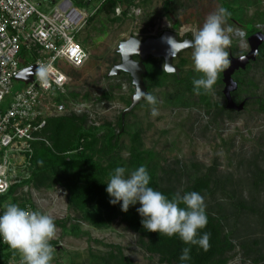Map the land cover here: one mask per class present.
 Returning a JSON list of instances; mask_svg holds the SVG:
<instances>
[{
  "label": "rangeland",
  "instance_id": "374dc122",
  "mask_svg": "<svg viewBox=\"0 0 264 264\" xmlns=\"http://www.w3.org/2000/svg\"><path fill=\"white\" fill-rule=\"evenodd\" d=\"M31 1L47 11L48 4H54V0ZM71 1L85 9L90 20L104 0ZM219 7L231 13L225 25L233 30L226 33L230 38L226 48L229 58L247 54L249 27L264 32V0H119L112 14L94 16L79 35L89 53L86 64L80 69L66 70L70 80L63 99L64 116H76L75 124L93 130L99 139L96 145L99 150L105 129L112 128L118 135L114 141L119 146L116 154L120 160L114 163L115 167L124 166L131 171L145 166L154 189L181 195L199 192L204 196L206 211L221 219L224 233L233 231L235 246L227 264H253L259 252L264 255V184L259 181V187H255L259 172L264 173V59H256L241 74L237 71L238 77L234 75L238 84L239 80L243 83L238 85L233 99L241 103L253 96L240 112L220 111L226 100L221 95L225 88L223 73L207 94L193 92L192 81L201 74L194 71L192 48L181 52L174 61L180 69V78L184 79L182 84L177 83L173 74L158 84L145 80L147 87L151 85L148 93L158 101L156 117L150 115L151 106L144 100L123 121L121 116L132 102L135 87L128 73L109 76L114 66L122 62L119 53L122 41L131 36L158 37L173 30L181 39L192 38L206 17ZM160 67L164 69L163 59ZM22 87V82H16L13 92ZM43 139L55 152L53 142L45 135ZM81 142L84 146L85 141ZM20 157L17 165L23 160ZM110 161L106 154L100 160L109 171L105 182L115 168L109 167ZM59 171L56 182L31 181L14 189L10 198L14 202L31 201L37 210L54 217L56 235L50 241L54 249L52 264H100L90 256L108 258L112 252L122 253L133 264H168L161 261L160 254L142 247L139 233L119 218L104 226L95 225L80 208L82 204L75 205L70 200L72 194L66 186L72 179L70 172L63 168ZM202 178L207 180L203 185ZM139 206L137 203L130 209ZM89 209L90 218L91 215L95 218L91 210L103 207L96 201L85 208ZM241 243L254 252L246 253L249 249H244Z\"/></svg>",
  "mask_w": 264,
  "mask_h": 264
},
{
  "label": "trees",
  "instance_id": "16d2710c",
  "mask_svg": "<svg viewBox=\"0 0 264 264\" xmlns=\"http://www.w3.org/2000/svg\"><path fill=\"white\" fill-rule=\"evenodd\" d=\"M118 4L119 0L103 1L96 13L93 14L90 20L88 19V21H91L94 16L104 12L106 14H112ZM247 32L248 35H251L255 33L256 30L251 25ZM257 59H264V44L260 46ZM160 63V58H150L145 63L147 74L144 76V80H146V82L158 84L160 80H164L172 75L162 69L160 67ZM244 71L240 70V73H238L241 74V72ZM173 76L176 77L175 80L178 84H182L184 82V79L180 78V74H173ZM218 81L221 82V79ZM239 83L240 84L238 85H241L243 80H239ZM147 88L150 90L151 85L148 84ZM66 93L60 94V100L62 102H64L63 99L65 100ZM237 93L238 91L234 94ZM221 95L224 96L223 93H221ZM252 98L253 96H248L249 100L246 102L245 107ZM234 101L239 103V101H237L235 98ZM226 104L227 103L225 100V104L220 106L221 113L224 111L228 113L233 112V110L227 109ZM128 114L129 113H127L126 116H128ZM77 119L78 118L73 115H62L60 117L48 119L47 125L42 134L45 135L48 140L53 142L55 152L43 141L34 142L33 155L30 158L28 157L29 154L27 153L21 155L20 159L23 160L20 162V164L18 163L19 177L16 179V182L12 185L9 192L2 198L3 201L15 203L20 207H24L26 204H31L34 208H36L31 201L14 202L13 200H10L13 190L24 186L25 184H29L31 181L36 183L41 180H51L56 182L59 179V169L63 168L64 171H69L72 176V179L66 182V186L72 194L70 197L71 202L75 205L82 204L80 205V208L84 210V213H87V217L91 219L95 225L104 226L107 223L115 221L119 218L120 221L125 223L128 228L139 233V241L142 247L150 252L158 253L162 256L161 261L163 263L227 264L230 259V253L235 246L232 239L233 231L225 234L221 219L217 216H214L206 211L208 216V224L204 229L198 231V236L202 235L204 232L209 234V247L207 251H205L199 246L185 244L178 235L168 237L163 234L160 235L158 232L147 231L143 228L141 224L142 218L135 209L131 210L129 207L127 212H123L121 211L120 204L112 205L109 203L110 198L105 190L107 185L104 180V177L109 174V171L105 166H103L100 160H102L103 156L106 154L111 158L109 167H115L114 163L120 160L116 154V150L119 147L117 144L118 141H114L115 139H118V135H115L112 128L105 129L106 132L102 140V148L99 150L96 148L99 139L96 137L94 132H92L93 130L91 131L90 129L82 127L80 124H75ZM120 128H124L122 126V120L120 122ZM47 133H49V135ZM82 140L85 141L84 146H82ZM75 150L77 151L76 153H70ZM147 154L151 155L152 153L148 152ZM95 155L98 156L97 159H95ZM132 156L137 158L136 155ZM208 176H210V173ZM259 181L262 185L264 184L263 172H259V177L255 179V187L257 188L260 185ZM203 182L206 183L207 180L202 178V185ZM157 190L161 191L169 198H171L176 193L162 188ZM209 193H211V191ZM227 197L231 196L228 194ZM232 198L234 199V197ZM96 201H100L103 209H96L94 211L91 210L95 215V219L92 215L90 218V215L88 214L90 209L86 211L85 208L89 204H92ZM221 205L223 206L222 203ZM179 206L184 207V205ZM104 215L105 218H103ZM241 246L244 249H249L246 252L248 254L254 252V250L252 248L250 249L246 244L241 243ZM186 247L190 248L191 259L188 261H181L179 257L182 253V250ZM258 254L259 256H257V258L254 260L253 264H256L259 261H264V255L260 252ZM12 257H15L16 259L17 257L19 258V253L10 249L8 245H1L0 264H10L9 260ZM90 257L98 260L100 264H133L128 258L124 257L122 253L116 255L112 252L109 254L108 258L97 256L96 258L95 256Z\"/></svg>",
  "mask_w": 264,
  "mask_h": 264
},
{
  "label": "built area",
  "instance_id": "2783aa9c",
  "mask_svg": "<svg viewBox=\"0 0 264 264\" xmlns=\"http://www.w3.org/2000/svg\"><path fill=\"white\" fill-rule=\"evenodd\" d=\"M48 5L47 11L31 0H0V210L10 203L2 198L19 177L18 156L30 158L34 142L44 140L48 119L66 112L60 100L70 80L66 70L80 69L89 58L79 39L89 19L85 9L71 0ZM41 64L49 69L48 90L36 75L28 83L17 79L24 68ZM16 82L24 87L13 92ZM22 208L37 210L31 204ZM9 261L20 264L21 255Z\"/></svg>",
  "mask_w": 264,
  "mask_h": 264
},
{
  "label": "clouds",
  "instance_id": "9594fccd",
  "mask_svg": "<svg viewBox=\"0 0 264 264\" xmlns=\"http://www.w3.org/2000/svg\"><path fill=\"white\" fill-rule=\"evenodd\" d=\"M230 15L226 8L219 7L206 17L203 25L192 34L191 40L177 42L168 38L171 56L185 47L192 48L194 71L201 74L192 81L193 92L197 95L201 91L205 94L210 92L219 75L229 68L231 60L226 48L230 44V38L226 33L233 30L231 26L225 25ZM166 65L168 64L165 63L164 70L174 71L171 67H165ZM36 76L42 89L48 90L51 87L46 64L39 66ZM141 98L151 106L150 115L158 116L157 98L138 88L134 99ZM150 180V174L143 165L131 171L124 166L115 167L106 182L109 203L120 204L123 212L139 203L136 211L142 218L141 224L145 230L168 237L178 235L185 244L196 245L207 251L209 234L204 232L198 236V231L208 224L204 196L197 191H191L183 195L177 192L169 198L151 187ZM55 235L56 225L50 214L40 210L29 211L15 203L2 206L0 243L7 244L21 255L20 264H51L54 249L50 241ZM179 259L190 260V248H184Z\"/></svg>",
  "mask_w": 264,
  "mask_h": 264
},
{
  "label": "water",
  "instance_id": "95a60500",
  "mask_svg": "<svg viewBox=\"0 0 264 264\" xmlns=\"http://www.w3.org/2000/svg\"><path fill=\"white\" fill-rule=\"evenodd\" d=\"M168 38H172L177 42H185L191 39H186L185 41L179 40V34L173 31H165L161 36L157 38H148L145 41L138 39L135 36H131L128 40L122 41L119 45V53L122 56V62L112 69L109 73V76H116L123 73H128L131 76L132 83L135 87V93L132 97V102L130 106L123 111L122 120L127 113L133 111L142 101L143 98L136 100L134 96L138 90L147 93L148 88L145 84L144 76L147 74V68L145 65V61L150 57L162 58L164 60V65L167 63L165 67H171L174 71L169 72V74H180V69L174 64V61L177 57L180 56L181 52L189 49L190 47H185L182 50L176 52L173 56L170 55V45L168 44ZM248 42L250 45V51L242 56L238 57H230L231 63L229 68L224 71V96L226 98V107L227 109L233 111H242L245 107V103L247 100L237 104L233 99V93L238 89V83L234 79V75L237 71H244L247 69L250 63L255 62L259 51L260 46L264 44V32H255L251 34L248 38ZM139 56L140 60H135L134 56ZM38 68L33 65L28 68H24L18 75L17 79L23 82H32L34 80V76L36 75Z\"/></svg>",
  "mask_w": 264,
  "mask_h": 264
},
{
  "label": "flooded vegetation",
  "instance_id": "af4514ba",
  "mask_svg": "<svg viewBox=\"0 0 264 264\" xmlns=\"http://www.w3.org/2000/svg\"><path fill=\"white\" fill-rule=\"evenodd\" d=\"M173 32H176V31L173 30ZM176 33H178V32H176ZM178 34H179V33H178ZM135 37H136V36H135ZM158 37H159V36H158ZM137 38H138V37H137ZM148 38H157V37H155V36H151V37H147L146 39H148ZM138 39H140V38H138ZM146 39H140V40L145 41ZM186 39H192V38L186 36V37H184L183 39H181V38H180V34H179V40H180V41H185ZM190 48H191V47H190ZM190 48H189V49H190ZM150 58H157V57L150 56V57L145 61V63H146ZM134 59L138 61V60H140V57L136 55V56H134ZM160 59H162V58H160ZM122 73H123V72H122Z\"/></svg>",
  "mask_w": 264,
  "mask_h": 264
}]
</instances>
